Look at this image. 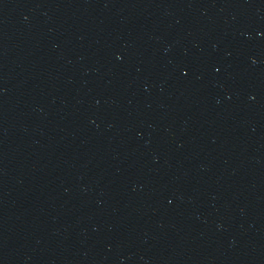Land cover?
<instances>
[{"label":"water","instance_id":"95a60500","mask_svg":"<svg viewBox=\"0 0 264 264\" xmlns=\"http://www.w3.org/2000/svg\"><path fill=\"white\" fill-rule=\"evenodd\" d=\"M0 264H264V0H0Z\"/></svg>","mask_w":264,"mask_h":264}]
</instances>
